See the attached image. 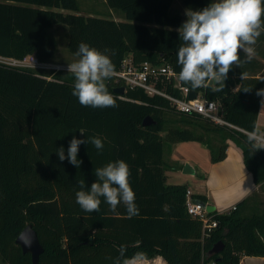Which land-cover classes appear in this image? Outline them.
Instances as JSON below:
<instances>
[{"label":"trees","instance_id":"trees-1","mask_svg":"<svg viewBox=\"0 0 264 264\" xmlns=\"http://www.w3.org/2000/svg\"><path fill=\"white\" fill-rule=\"evenodd\" d=\"M201 9L210 0H181ZM122 17L84 15L78 0H0V55L21 59L35 54L41 62L71 63L81 41L110 50L115 71L124 59L168 64L177 73L176 52L183 43L182 18L170 13L172 0H106ZM68 31L67 49L74 58L56 59L57 43L50 29ZM62 26V27H63ZM255 54L264 52V32ZM260 50V51H259ZM127 53V55H126ZM264 55V53L262 54ZM181 81V80H180ZM74 77L63 69L20 67L0 62V261L32 264L15 239L31 224L43 251L38 264H126L131 259L160 256L167 264H238L243 255L264 256V212L240 214L243 202L227 212H209L217 224L208 235L202 222L186 207V184L167 183L166 171L176 169L164 160L165 147L195 140L205 144L211 161L225 158L227 140L241 149L243 162L256 184L264 182V149L244 132L210 122L195 113L177 111L159 95L124 86L114 75L106 81L117 106L92 108L72 95ZM215 100L230 123L255 130L264 64L241 53L225 78L199 88ZM124 86L122 94L114 88ZM166 91H180L165 84ZM146 116L155 122L142 125ZM83 130L85 133H81ZM106 136L104 149L79 146V167L61 161L73 136ZM124 159L136 194L139 214L129 218L121 204L115 210L103 202L99 211L85 212L76 203L79 181L91 185L95 168ZM206 203L204 194H192ZM258 204L254 201L253 206ZM221 242L218 252L211 248Z\"/></svg>","mask_w":264,"mask_h":264},{"label":"clouds","instance_id":"clouds-1","mask_svg":"<svg viewBox=\"0 0 264 264\" xmlns=\"http://www.w3.org/2000/svg\"><path fill=\"white\" fill-rule=\"evenodd\" d=\"M187 19L178 28L182 44L178 47L177 63L181 66L179 79L189 83L191 88L206 86L212 78H225L229 68L238 64L241 53L251 60L255 55L257 37L264 32V0H210L201 9H186ZM110 50H100L81 41L67 71L74 77L72 95L79 103L92 108L117 106V99L108 90L106 81L113 77L115 66ZM264 93V89L259 90ZM81 133H85L80 130ZM106 136H73L67 147L57 148L61 161L79 167V146L91 143L97 150L105 147ZM250 141L264 142L256 131L249 134ZM96 180L85 185L80 180L76 191V203L85 212L99 211L106 202L115 210L123 205L129 218L139 214L136 194L129 182L130 168L127 161H109L94 170Z\"/></svg>","mask_w":264,"mask_h":264},{"label":"crops","instance_id":"crops-1","mask_svg":"<svg viewBox=\"0 0 264 264\" xmlns=\"http://www.w3.org/2000/svg\"><path fill=\"white\" fill-rule=\"evenodd\" d=\"M106 14L109 15H101L99 11L91 10L86 13V15L109 16L122 20V17L110 7ZM57 27H61L64 33L65 28ZM56 63L61 62L56 61ZM258 119L259 112L255 127L259 132ZM260 130L264 133V127ZM164 160L169 165L177 163L179 166L166 171L167 183L186 184L192 194L206 195V203L213 205L216 212H225L240 202H243L240 206L245 204V209L250 208L254 201L258 202L259 193L264 191V182L256 184L253 181L251 172L243 162L241 149L232 139L227 140L226 156L220 161L212 162L209 148L195 140L175 142L166 146ZM186 163L190 166V172L183 170ZM170 176L172 179L168 181ZM139 263L167 264L160 256L151 259H131L126 264ZM238 264H264V256L243 255Z\"/></svg>","mask_w":264,"mask_h":264},{"label":"built area","instance_id":"built-area-1","mask_svg":"<svg viewBox=\"0 0 264 264\" xmlns=\"http://www.w3.org/2000/svg\"><path fill=\"white\" fill-rule=\"evenodd\" d=\"M0 62L20 67H34V68H48V62H41L37 59L35 54H28L27 56L16 59L0 55ZM177 73L168 64H155L148 60H144L138 64L132 62L130 58L124 59L122 66L119 70L115 71L114 76L123 82L124 86L130 88H141L149 95H159L166 98L171 105L179 112L182 113H195L212 123L218 125H225L230 128H235L247 134L256 131L258 135L264 137V133H259L257 130H245L229 121L225 120L222 116L221 109L215 100H209L202 96L201 92L196 91V97L193 99L188 98V94L192 89L187 85H183ZM213 80V79H212ZM171 83L172 87L180 91V96H175L166 91L165 84ZM264 89V84H263ZM264 103V93L261 92L260 104ZM254 143L264 149V142ZM207 203L196 201L192 198V193L189 189L186 191V207L187 212L199 218L202 222L203 234L208 235L210 230L216 226L217 222L213 219L206 209ZM235 205L227 211L234 209ZM225 211V212H227ZM212 264H215L214 262Z\"/></svg>","mask_w":264,"mask_h":264},{"label":"rangeland","instance_id":"rangeland-1","mask_svg":"<svg viewBox=\"0 0 264 264\" xmlns=\"http://www.w3.org/2000/svg\"><path fill=\"white\" fill-rule=\"evenodd\" d=\"M78 2L80 5V11H81L80 13L84 15H86L87 11H90V10L99 11L101 15H109V14H106L109 8L107 6L106 0H78ZM186 9H189V8H187L181 0H173L172 7L170 8L169 11L171 14L179 13L181 15L182 23H183L187 19ZM54 26L56 27L63 26V24L62 25L58 24ZM54 28L55 27L50 29V33L54 36V38L56 39V43H57L56 59L59 61L67 62L68 59L74 58V56H72L67 49L68 31L66 27L64 26H63V28H65L64 33L61 27H57L55 29ZM263 53L264 52L260 51L256 53L254 56L257 58L259 62L264 64V55H262ZM244 55L246 54L244 53ZM67 64L68 63H49L48 69L67 70ZM258 124H259V133H262L260 129L264 127V103H262L259 107ZM171 174H174V173H171ZM171 179H172L171 176L168 177V181H171ZM257 200H258V204L255 207H250V208L246 207V209H244L243 212L241 210L240 214H244L246 212L248 213L250 211H256L259 213H263L264 212V191L259 193V195L257 196ZM0 264H4V263L0 261Z\"/></svg>","mask_w":264,"mask_h":264},{"label":"water","instance_id":"water-1","mask_svg":"<svg viewBox=\"0 0 264 264\" xmlns=\"http://www.w3.org/2000/svg\"><path fill=\"white\" fill-rule=\"evenodd\" d=\"M127 55V53H126ZM212 79L209 83H212ZM124 91V86H119L114 88V92L117 94H122ZM196 97V91L192 90L188 94L189 99H193ZM152 122H155L150 116H146L143 121L142 125H148ZM184 171H191L189 164H184L183 167ZM206 209L208 212L213 211L215 208L211 204L206 205ZM15 243L20 246L23 253H29L31 256V262L32 264H38V259L40 253L43 251V247L41 243L39 242L38 236L36 231L33 229L31 224H27L21 232L18 234V236L15 239ZM222 243L217 242L213 245L211 248V252H218L222 248Z\"/></svg>","mask_w":264,"mask_h":264}]
</instances>
